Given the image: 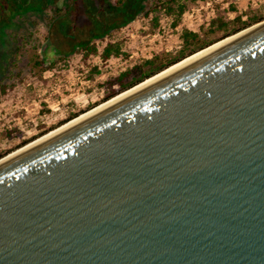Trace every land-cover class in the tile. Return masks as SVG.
I'll return each instance as SVG.
<instances>
[{
    "label": "water",
    "instance_id": "water-1",
    "mask_svg": "<svg viewBox=\"0 0 264 264\" xmlns=\"http://www.w3.org/2000/svg\"><path fill=\"white\" fill-rule=\"evenodd\" d=\"M60 125L0 157V264H264V19Z\"/></svg>",
    "mask_w": 264,
    "mask_h": 264
},
{
    "label": "rangeland",
    "instance_id": "rangeland-1",
    "mask_svg": "<svg viewBox=\"0 0 264 264\" xmlns=\"http://www.w3.org/2000/svg\"><path fill=\"white\" fill-rule=\"evenodd\" d=\"M7 1L20 9L10 17L15 25L0 28L1 35L13 31L17 38L14 65L0 72L6 84L5 92L0 90V152L14 150L23 139L99 102L104 94L101 83L124 68L157 53L175 52L181 45L182 29L204 36L215 16L227 21L237 15L243 20L264 15V0H182L186 9L180 23L171 28L170 18L162 12L156 11L159 25L154 24V12L145 14L159 0H125L120 6L110 0ZM221 34L217 30L208 38L214 40ZM106 41H119L129 53L127 58L112 56L102 62L98 54H91L83 62L76 50L85 43L101 49ZM8 47L7 43L0 46L1 65ZM35 54L54 60L55 67L42 70L34 65ZM91 65H98L100 72L90 78Z\"/></svg>",
    "mask_w": 264,
    "mask_h": 264
},
{
    "label": "trees",
    "instance_id": "trees-1",
    "mask_svg": "<svg viewBox=\"0 0 264 264\" xmlns=\"http://www.w3.org/2000/svg\"><path fill=\"white\" fill-rule=\"evenodd\" d=\"M124 1L125 0H110L109 2L114 6H120L121 4L124 3ZM190 1H197V0H190ZM15 3L17 4L18 2L15 1ZM231 8L234 9L233 5H231ZM19 9H20L19 6L17 8H13L12 2H9L7 0H2V1L0 0V16H2L0 18L1 30L6 26H10L9 24L15 25L14 21L13 23H10L12 20V18L10 17L14 13L18 12ZM185 9H186V4L182 0H159L152 7H150L148 11L145 12V14H151L152 12H154V15L152 17L154 20V24L159 25L157 12H162L166 17L170 18L169 26L171 28H174L180 23L181 16L184 13ZM56 10L60 11V8H56ZM263 19H264V15H257L254 17L247 18L246 20L241 19V16L237 15L232 20L226 21L220 16H215L209 20L208 27L204 31V36L197 31H192L185 28L182 29L179 34L181 39V45L175 52L167 51L163 53L154 54L149 58L142 59L139 62L133 63L132 65L124 68L123 70L119 71L118 74L115 75L114 77L106 79L100 85L104 87L103 97L99 102L90 105L87 109L133 86L134 84L144 80L145 78L151 76L152 74L157 73L158 71L188 56L189 54L197 50H200L201 48H204L209 44L227 35L233 34L238 30H241ZM236 22H239V24H236ZM1 30H0V46H3L5 43L9 45V47L6 49V55L5 56L2 55V58L3 59L5 58L4 65H1L0 63V72H6L7 70H10L11 66L14 65L12 53L15 50L13 48L14 47L13 44L17 42V38L14 36L13 31L8 33L5 31L4 35H1ZM217 30L222 31L221 36L214 40L209 39L208 35ZM6 36H10L9 37L10 40L8 38L6 39ZM76 50L81 53V59L83 62H85L86 59L91 54H98L102 62H106L112 56L127 58L129 54L122 50L119 41H106L105 44L101 47V49H98L95 43H85L76 46ZM33 64L40 66L42 70L55 67L54 60H48L47 57L46 58L41 57L40 54H35V57L33 59ZM98 72H100L98 65H91L90 73L88 76L91 78L93 73H98ZM5 88H6V84H3V82H1V75H0V90L2 93L5 92ZM83 111L70 113L67 118L37 133V135H34L31 138L23 139L15 147H19L27 143L28 141L47 132L48 130L53 129L59 126L60 124L66 122L67 120L77 116ZM9 151L11 150L0 152V157L5 155Z\"/></svg>",
    "mask_w": 264,
    "mask_h": 264
},
{
    "label": "bare ground",
    "instance_id": "bare-ground-1",
    "mask_svg": "<svg viewBox=\"0 0 264 264\" xmlns=\"http://www.w3.org/2000/svg\"><path fill=\"white\" fill-rule=\"evenodd\" d=\"M249 28H250V27H249ZM222 41H223V40H222ZM222 41H219V42H217L216 44H218V43H220V42H222ZM216 44H213L212 46H214V45H216ZM212 46H210V47H212ZM210 47H208V48H210ZM208 48H206V49H208ZM206 49H204V50H206ZM204 50H202V51H204ZM202 51L197 52L196 54L192 55L191 57H193V56H195V55L201 53ZM191 57H189V58H191ZM189 58H187V59H189ZM187 59H185V60H187ZM185 60H183V61H185ZM183 61H181V62H183ZM181 62H179V63H177V64L171 66L170 68H172V67H174V66L180 64ZM170 68H168V69H170ZM168 69H167V70H168ZM165 71H166V70H165ZM163 72H164V71H163ZM161 73H162V72H161ZM153 77H154V76H153ZM151 78H152V77H151ZM151 78H149V79H151ZM149 79H147V80H149ZM147 80H146V81H147ZM144 82H145V81H144ZM139 85H140V84H139ZM137 86H138V85H137ZM135 87H136V86H135ZM130 90H131V89H130ZM127 91H129V90H127ZM127 91H126V92H127ZM124 93H125V92H124ZM122 94H123V93L119 94L118 96H120V95H122ZM118 96H116V97H118ZM116 97H114V98H116ZM114 98H112V99H114ZM112 99H110L109 101H111ZM109 101H108V102H109ZM105 103H107V102H105ZM105 103L100 104V105L97 106L96 108L100 107L101 105H103V104H105ZM96 108H94V109H96ZM94 109H92V110H94ZM92 110H90V111H92ZM90 111L84 113L83 115L89 113ZM83 115H80V116H78L77 118H79V117H81V116H83ZM77 118H75V119H77ZM75 119H73V120H75ZM73 120H71V121H69V122H67V123H65V124H63V125H60L58 128L54 129L53 131L49 132L48 134H50V133L54 132L55 130H57V129L63 127L64 125H66V124L72 122ZM48 134H47V135H48ZM31 144H32V143H31ZM31 144H29V145H31Z\"/></svg>",
    "mask_w": 264,
    "mask_h": 264
}]
</instances>
